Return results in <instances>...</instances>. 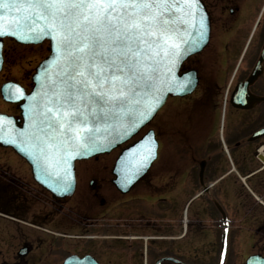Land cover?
Listing matches in <instances>:
<instances>
[{
  "label": "flooded vegetation",
  "instance_id": "af4514ba",
  "mask_svg": "<svg viewBox=\"0 0 264 264\" xmlns=\"http://www.w3.org/2000/svg\"><path fill=\"white\" fill-rule=\"evenodd\" d=\"M200 1L209 37L178 70L196 81L186 94H169L150 120L146 129L153 131L158 146L146 173L123 193L113 185V164H103L87 188L94 198L100 190L105 196L110 173L112 202L107 196L99 198V206L73 199L70 217H75L65 228L32 217L44 227L31 225V237L25 234L16 243L8 236L6 243L15 245V251L12 260L3 256L0 264H62L66 257H87L93 264H217L223 231L230 264H235L233 245L255 249L248 255H264V0ZM10 49L4 39L3 68L9 61L16 65ZM256 65L259 75L247 84ZM243 82L247 86L238 94ZM143 134L138 132L118 153ZM238 175L246 177L257 199ZM9 178L4 173L0 195L9 207L22 209L21 192L11 204ZM78 183L76 175V187ZM50 199L51 204L63 201ZM46 226L67 234L68 245L59 244L51 230L44 232ZM215 231L217 238L212 239ZM202 246H209L205 255L198 253Z\"/></svg>",
  "mask_w": 264,
  "mask_h": 264
},
{
  "label": "snow or ice",
  "instance_id": "6c2138e0",
  "mask_svg": "<svg viewBox=\"0 0 264 264\" xmlns=\"http://www.w3.org/2000/svg\"><path fill=\"white\" fill-rule=\"evenodd\" d=\"M199 11L198 0H0V37H48L56 53V71L46 72L41 93L29 97V130L5 142L27 144L28 154L43 159L45 174L51 176L53 152L68 156L71 150L79 154L80 148H97V125L103 123L105 131L119 126L130 134L127 122L135 131L160 104L164 85L172 91L171 70L198 42L182 36L195 34L194 25L191 31L187 26ZM200 29L202 37V18ZM13 88L7 84L0 91L12 99ZM16 92L23 96L19 88ZM67 163L56 160L53 191L68 190L60 171ZM63 172L67 177L68 169Z\"/></svg>",
  "mask_w": 264,
  "mask_h": 264
},
{
  "label": "water",
  "instance_id": "95a60500",
  "mask_svg": "<svg viewBox=\"0 0 264 264\" xmlns=\"http://www.w3.org/2000/svg\"><path fill=\"white\" fill-rule=\"evenodd\" d=\"M198 3H199L200 11L199 13L196 14L194 20H192V18L190 17V25L187 26L188 30L191 31L192 26L194 25L195 34L192 35L191 37H189L186 34L182 36L183 40H195L198 42L195 45L188 46V50L181 55L175 68L171 70V75L168 76V79L173 81V83L171 84L172 91H168L167 85H164V87L162 88V100L159 105H154L155 110L153 111L150 119L154 116L157 110L163 105L166 97L169 94H181V95L186 94L192 90L195 84L196 81L195 78H193V80L190 81L189 76L185 77L184 75H178V70L182 61L185 58H187L189 55L200 51L207 43L209 37L208 16L203 3L200 0H198ZM201 18L203 19V33H204L202 37L199 36V32L201 31L200 29ZM5 30L7 31V29ZM4 37H11L19 43H33V44L40 43L46 39L49 41L50 52L35 67V71L31 77L33 86L28 93L25 92L23 87H21L20 85L14 82H5L1 85V87L7 84L15 85L16 88H19L23 92V96H20V94L16 92V88H13L12 89L13 98L6 99L4 93L0 91L1 96L5 101L11 103H15V102L18 103V108L20 109V118H15L13 115H8L6 113H0V135L4 137L3 140H0V146L10 147L13 149L15 153H17L20 157H22L30 166L31 174L34 181L38 183L42 188L50 192L56 198H69L72 195L75 188V174H74L75 161L81 159H87L96 156L98 154L110 152L112 149L118 147L119 145L123 144L128 139H130L132 136H134L139 131L140 128L145 126L150 121V119L144 121L138 128L135 129V131H133L130 127H128L127 122H125V128H127V131L130 134H124V129H122L119 126H115L114 130L109 129L108 131H105V125L103 123L97 125V127L100 128V132L94 136V139L96 140L97 148L95 150H85L83 148H80L78 150L79 154H77L76 150H71V154L68 156H65L63 151H61L59 155L53 152L49 160V163L51 164L49 171L52 172V175L46 176L44 169L45 167H48V164H46L43 159L32 158L28 154L32 152V149L29 148L27 144H20L19 140H17L16 145L6 143L5 141L9 139L17 138L20 132L29 130V125L32 122L31 112H30L32 101L29 99V97H32L33 93L36 94L41 93L42 86L45 85L46 83V79H45L46 72L52 74L56 71V65H55L56 53L53 46L54 42H52L48 37H45L38 41L35 40L24 41L18 39L16 36L5 35L0 37V39ZM182 47L184 46L182 45ZM1 50H2V41L0 40V69L2 66ZM258 68L259 65H256L252 74L248 78L247 84L259 75L260 70ZM36 77H39V79L37 80ZM247 84L246 82H243V84L241 83L240 85H238L237 89H240V92L237 93L242 94L243 88L246 87ZM182 85H183V90H181ZM21 148H24L25 151H21ZM156 149H157V141L154 137L153 131L149 130L139 140L125 147L121 151V153L118 155L115 161L113 168V174L116 176L115 179L113 180V183L115 184L118 190H120L121 192H127L131 188V186L147 171L151 162L156 158ZM150 153H154V154H152L151 158L149 159ZM57 159L68 160L67 164L60 165L61 179L62 181L66 180V182L70 185L68 190L63 192L53 191V188L56 187V184L54 182L57 179V177L55 176L54 169L56 168ZM141 164H144L145 166L140 168L139 171H137V168ZM63 169H68L69 174L67 175V177L64 176ZM125 177H128V179H125ZM223 250H224V237L222 239L220 262L222 260ZM62 264H93V263L90 260H88V258L78 259L75 257H71V258H66ZM246 264H264V257L258 254L250 255L246 259Z\"/></svg>",
  "mask_w": 264,
  "mask_h": 264
},
{
  "label": "rangeland",
  "instance_id": "374dc122",
  "mask_svg": "<svg viewBox=\"0 0 264 264\" xmlns=\"http://www.w3.org/2000/svg\"><path fill=\"white\" fill-rule=\"evenodd\" d=\"M5 41H6V45H8L9 48L11 47V49L8 51V54L15 61L16 65H13V63L9 61L10 65L4 66V68L2 69V74H0V84L4 80L11 79V80L19 81L27 88H30L31 87L30 76L33 73V69L34 66L36 65V61L37 59H42L48 53L47 51L48 44L44 42L42 44H37V45L18 44L14 46L7 39H5ZM0 111L15 114L18 110L16 109V107H13V105L3 102V100H1L0 97ZM155 127H158V124L155 125ZM145 131H146V127L139 132V135ZM118 151L119 148L112 150L111 152L108 153L99 154L88 160L77 161L76 175L79 176V183H78L79 185L75 189L76 191L75 195L69 201L63 200L62 202H60L61 204L57 202H55V204H51L50 196H48L44 191H42L39 185L36 184V182L32 179L30 173V166L28 165V163H26V161L22 157L15 154L11 148L0 147V181L3 182L4 173L10 175L9 189L11 190V193L14 195V198L11 199V204H12V200H14L13 203H15V200L19 199L18 194L20 195V192L24 196L23 197L24 205L21 209L19 206L14 204H13L14 208L12 206L9 207L4 200V196L2 194L0 195V258L4 256L7 259L12 260L13 253L15 251V245L9 246L10 242L12 241V243H16L18 240L24 238L25 234L26 236L28 235L29 237H31L30 233H32L34 229L30 227L31 225L33 227L36 226L44 227V226H40V224L35 223L31 219L32 217L34 218L36 216L37 218L36 220H38L40 217L41 222L45 224H47V222L50 223L53 222L65 228L67 222L71 221L72 218L75 217V215L73 217H70L73 215V213L70 211L72 208H74V206L72 207L73 199L75 198L78 199L79 197H81V200H83L84 202H86V200H88L90 203L94 201L93 204L99 206L98 204L99 198L100 197L105 198L107 196L106 200L112 202V200L115 198V195L113 193L115 189H113L112 184L110 182L111 174L109 172H108L109 173L108 178L106 176V182H104V185L106 186L107 189L105 196L104 193H102V191L100 190L98 192L97 198H94L92 195L93 191H91L92 189L87 188V182L89 178L95 176L96 174L102 173L101 169L103 168L102 166L103 164L112 165L115 157L117 156ZM162 157L163 155H161V158ZM236 179H238V181L244 186V188H246L250 192L251 184L247 182L245 176L238 175ZM230 184H232V182H230ZM238 184L239 183H237V185ZM234 188L237 189V186H235ZM1 189L2 187H0V192L2 191ZM84 189H86L90 193L89 192L87 193V191ZM94 205L91 210L96 209ZM78 208L82 210L83 207L80 206ZM111 210H114V208H112ZM48 229L52 231L50 226L49 227L46 226V228H43L42 230H44L45 232ZM52 232L56 234L54 237H56L57 242L59 244L62 243V245L64 246L68 245L67 241H70L71 239L65 238L67 234H63L55 230H53ZM11 235L13 236V239L10 240L9 243H6L8 236ZM210 237H213L212 239H216L217 238L216 231L213 232L212 236ZM3 239H5L4 243H3ZM226 246L229 247L228 242ZM236 248H237L236 245L232 246V249H234L233 251H235ZM207 250H209V246H202L199 249L198 253L199 255H205ZM249 250H251V252H254L255 249H252L251 247L249 249V246H243V250L240 251L239 255H236V259H237V260L235 259L237 261L236 264H243L242 258L243 256L249 253ZM227 262L229 264L228 255L225 264H227ZM196 263L204 264L203 261H197Z\"/></svg>",
  "mask_w": 264,
  "mask_h": 264
}]
</instances>
